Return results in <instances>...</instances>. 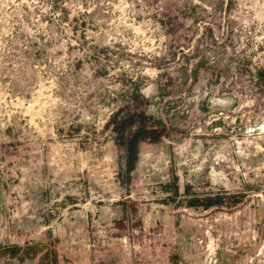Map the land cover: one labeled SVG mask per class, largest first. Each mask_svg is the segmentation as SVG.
<instances>
[{
  "label": "rangeland",
  "instance_id": "rangeland-1",
  "mask_svg": "<svg viewBox=\"0 0 264 264\" xmlns=\"http://www.w3.org/2000/svg\"><path fill=\"white\" fill-rule=\"evenodd\" d=\"M0 264H264V0H0Z\"/></svg>",
  "mask_w": 264,
  "mask_h": 264
},
{
  "label": "trees",
  "instance_id": "trees-1",
  "mask_svg": "<svg viewBox=\"0 0 264 264\" xmlns=\"http://www.w3.org/2000/svg\"><path fill=\"white\" fill-rule=\"evenodd\" d=\"M127 126L130 125V123L126 124ZM126 126V128H127ZM155 130L146 129L145 126L141 123L136 126L135 133L128 139L127 145V152L130 156V159L127 160L129 167L131 168L134 166L137 156V150L136 146L138 145V142L141 138H150V133H154Z\"/></svg>",
  "mask_w": 264,
  "mask_h": 264
}]
</instances>
